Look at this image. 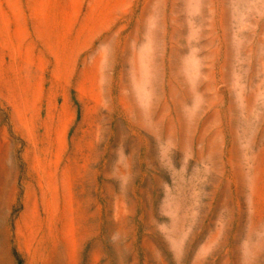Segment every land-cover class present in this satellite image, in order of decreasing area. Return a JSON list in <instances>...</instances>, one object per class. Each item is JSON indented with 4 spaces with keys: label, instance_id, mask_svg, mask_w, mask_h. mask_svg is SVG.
Returning a JSON list of instances; mask_svg holds the SVG:
<instances>
[{
    "label": "rangeland",
    "instance_id": "rangeland-1",
    "mask_svg": "<svg viewBox=\"0 0 264 264\" xmlns=\"http://www.w3.org/2000/svg\"><path fill=\"white\" fill-rule=\"evenodd\" d=\"M0 264H264V0H0Z\"/></svg>",
    "mask_w": 264,
    "mask_h": 264
}]
</instances>
